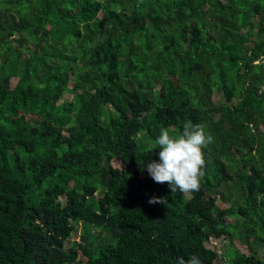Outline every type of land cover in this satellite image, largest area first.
<instances>
[{"label":"trees","instance_id":"obj_1","mask_svg":"<svg viewBox=\"0 0 264 264\" xmlns=\"http://www.w3.org/2000/svg\"><path fill=\"white\" fill-rule=\"evenodd\" d=\"M187 121L213 141L172 193L145 166ZM191 255L264 264V0H0V264Z\"/></svg>","mask_w":264,"mask_h":264},{"label":"clouds","instance_id":"obj_2","mask_svg":"<svg viewBox=\"0 0 264 264\" xmlns=\"http://www.w3.org/2000/svg\"><path fill=\"white\" fill-rule=\"evenodd\" d=\"M212 141L213 137L206 135L203 125H194L191 121L185 122L179 136H170L168 130L162 129L156 140L160 148L159 160H153L145 166L149 176L156 183L167 182L172 193L177 190L184 194L199 191L200 181L204 176L202 168L205 165L202 146H207ZM148 203L167 204L164 197L156 196L150 198ZM177 264H201V260L198 256L191 255L187 260L184 257L178 258Z\"/></svg>","mask_w":264,"mask_h":264},{"label":"rangeland","instance_id":"obj_3","mask_svg":"<svg viewBox=\"0 0 264 264\" xmlns=\"http://www.w3.org/2000/svg\"><path fill=\"white\" fill-rule=\"evenodd\" d=\"M12 84H14V80H12ZM65 98H69L70 94H64L63 95ZM228 219V218H227ZM233 218L228 219V221L232 222ZM236 244H238L235 241ZM231 244V245H230ZM68 244L66 243L65 246H67ZM208 246L214 250L217 253V258L216 260L220 263L223 262L224 258H226L227 254H226V249L230 246H233L231 243V237L230 236H225L224 238H216V237H212L209 241H208ZM239 247H241L242 250H245L243 245H239Z\"/></svg>","mask_w":264,"mask_h":264}]
</instances>
